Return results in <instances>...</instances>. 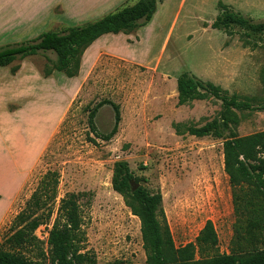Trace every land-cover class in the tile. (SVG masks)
Masks as SVG:
<instances>
[{"label": "rangeland", "instance_id": "obj_1", "mask_svg": "<svg viewBox=\"0 0 264 264\" xmlns=\"http://www.w3.org/2000/svg\"><path fill=\"white\" fill-rule=\"evenodd\" d=\"M138 1L0 0V49L44 32L93 22ZM156 2V12L145 28L130 35L105 36L89 47L73 79L56 72L45 76L46 57L54 60L51 54L0 68L9 113L26 111L35 101L30 111L40 121L32 120L35 135L24 130L25 144L37 141L38 123L42 132L40 154L23 175L8 221L0 229V244L11 235L14 218L25 209L43 176L56 172L59 184L52 215L33 234L44 252L43 263L52 261L47 243L59 202L73 194L79 206L81 253L96 264H145L140 222L111 188L114 164L124 162L140 179L136 186L161 195L176 247L193 243L210 222L218 239L216 252L231 253L235 217L224 173L223 140L187 133L218 118L221 103L210 99L178 106L176 79L186 73L229 97L264 106V34L211 29L220 12L218 3L252 24L264 23V0ZM98 106L97 132L106 136L115 130L108 142L96 139L88 126L89 114ZM114 108L120 117L117 125ZM236 115L239 137L264 132V111ZM27 121L23 120L22 129ZM223 134L227 137L229 132ZM11 198L4 197L6 206ZM29 250L23 253L33 258L35 253Z\"/></svg>", "mask_w": 264, "mask_h": 264}, {"label": "trees", "instance_id": "obj_2", "mask_svg": "<svg viewBox=\"0 0 264 264\" xmlns=\"http://www.w3.org/2000/svg\"><path fill=\"white\" fill-rule=\"evenodd\" d=\"M220 10L211 25L212 30L239 29L252 35L264 34V23L252 24L231 13L225 5L218 3ZM156 0H139L93 22L44 32L37 38L0 49V68H7L16 61L51 54L46 57L52 73L63 74L67 79L78 76L84 52L97 40L108 35H130L152 20L156 12ZM177 105L214 99L221 103L218 118L200 128H190L187 133L194 138L212 137L223 140V166L232 190V206L235 217L232 250L229 255H219L218 239L210 222H207L193 243L176 247L162 210L159 193H150L138 186L136 178L124 162L114 164L111 178L113 192L120 195L132 215L140 222L142 248L145 264H264V132L239 137L235 129L239 125L236 113L262 112L264 106L255 107L248 101L229 97L219 87L203 83L183 73L176 79ZM99 107L89 114L90 132L103 142L115 135V130L102 136L97 132L95 116ZM115 124L120 121L114 108ZM223 130L229 132L224 137ZM56 172H47L39 182L25 209L13 220L11 235L0 244V264H45L44 252L38 249L34 232L48 221L59 184ZM80 218L77 197L66 195L60 200L56 219L48 237L51 264H96L87 253L80 250ZM34 252L27 257L24 250ZM213 253V254H212Z\"/></svg>", "mask_w": 264, "mask_h": 264}, {"label": "crops", "instance_id": "obj_3", "mask_svg": "<svg viewBox=\"0 0 264 264\" xmlns=\"http://www.w3.org/2000/svg\"><path fill=\"white\" fill-rule=\"evenodd\" d=\"M5 1L7 2V0ZM1 87L0 85V229L8 221L12 204L15 202L23 184V175L38 158L42 144V132L39 123L37 141H34L32 144H25L24 142L26 133L33 132V135L36 134L32 120L40 121L38 117L36 118L31 115L30 107L35 105L34 98L33 104L26 111L17 109L13 113H9L3 100L6 96L8 97V94L2 93L3 90L7 91L8 89H2ZM14 90L17 93L18 90ZM16 101H18V98ZM23 120H28V126L25 129H22ZM32 129L34 130L32 131ZM24 130H27V132L25 133ZM46 132L43 133V136H45ZM8 145L10 146L9 148ZM4 146H7L5 148L6 152L2 151V147ZM5 158H7V162L4 161ZM9 169L11 173L8 172ZM5 196L12 197L9 206L5 205Z\"/></svg>", "mask_w": 264, "mask_h": 264}, {"label": "water", "instance_id": "obj_4", "mask_svg": "<svg viewBox=\"0 0 264 264\" xmlns=\"http://www.w3.org/2000/svg\"><path fill=\"white\" fill-rule=\"evenodd\" d=\"M132 188H133V191L136 190L138 188V186L132 184Z\"/></svg>", "mask_w": 264, "mask_h": 264}]
</instances>
